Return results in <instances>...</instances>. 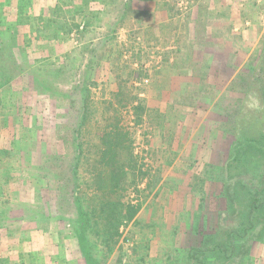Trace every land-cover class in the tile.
I'll return each mask as SVG.
<instances>
[{"label":"rangeland","instance_id":"1","mask_svg":"<svg viewBox=\"0 0 264 264\" xmlns=\"http://www.w3.org/2000/svg\"><path fill=\"white\" fill-rule=\"evenodd\" d=\"M134 1L112 26L122 0H0V29L15 37L3 33L0 46L13 75L0 91V147L27 136L30 169L43 152L73 153L76 116L85 115L80 140L90 144L117 122L140 181L122 199L140 207L111 249L92 236V264H264V153L256 145L238 161L232 143L238 120L237 141L264 144L255 89L244 97L238 83L264 45V0H237L221 18L195 0ZM148 1L157 10L141 7ZM151 16L153 26L139 24ZM88 162L79 181H94ZM15 177L0 192V264H86L55 192L42 191L37 211L35 183Z\"/></svg>","mask_w":264,"mask_h":264},{"label":"trees","instance_id":"2","mask_svg":"<svg viewBox=\"0 0 264 264\" xmlns=\"http://www.w3.org/2000/svg\"><path fill=\"white\" fill-rule=\"evenodd\" d=\"M134 2V0H122L121 11L118 13L117 22L113 23L112 26L120 24L121 21L129 17L128 11L133 8ZM3 19L0 18V24L3 22ZM139 24L141 25V23ZM1 26L3 28V24ZM3 33H8V36H10L9 39L14 41L15 37L13 36L12 28L9 29V26L6 25L4 30L0 29V46L4 41L2 38ZM104 41L105 39L102 43H105ZM3 69L0 60V91L2 86L8 84L13 76L7 75ZM238 83L240 84V89L244 90V97H248V94L255 89L257 105L259 106L260 104L262 108H255L253 113H255L257 119H264V45L262 51L255 57L254 67L251 69V73H248V76L241 79ZM86 86L84 85V89H86ZM244 100L241 99L240 105L233 111L235 121L245 106V103H243ZM140 109H142L140 105L134 107L137 117V111ZM85 118V115H81V117L80 115L76 116L70 137L73 145V153L67 156L69 157V160H66L68 161L67 163L64 160L67 157L48 155L46 152H43L40 159L41 164L31 166L28 169L25 165L28 163L31 165V151L28 150L29 140L24 134L22 136L19 135V138L14 140V143L9 148L0 147V192L2 194L3 186L14 175H16L15 178H19L21 181H33L35 183V192L38 196V202L34 208L41 212V210L43 211L45 209L42 200H46L42 191H49L50 189L54 191L66 212L68 218L65 217V220H67L68 226H70L71 233L77 239L81 251L84 252L83 259L85 263L92 264L91 245L94 244L92 242V236L94 235L98 242L106 245L108 249L116 245L118 237L120 236V227L127 225L134 218L140 207L139 204H132L130 201H125L122 198H125L124 193H128L127 191L129 189H136L140 181H135V176L137 175L133 173L134 165L132 163H134V159H131L133 152L131 151L132 141L129 138L127 130L119 126L116 122L102 131L98 137V141H93L91 144L86 143L80 140V132ZM238 122L237 120L236 133L234 132V138L232 137V143L235 144L234 151L237 152L236 156L238 157V161L240 153L247 154L249 152L248 149L255 148L254 146L256 145L255 150H260L259 152L264 153V144L258 142L256 139L254 140L252 136H250L252 139H249L250 137L248 135H244L243 142L237 141ZM260 125L264 128V120ZM28 134L26 133V135ZM31 143L33 144L32 139ZM83 145L88 146L86 148L88 149L87 152L84 151ZM127 151L128 153H126ZM83 156L89 161L88 165L95 171L93 174L94 181L78 180L79 163ZM11 157L17 159H15L17 161L16 166L10 162H6ZM251 158H254V156ZM255 162H258V164H255L258 167L261 162L260 158L255 157ZM48 172H51V176H55L56 178L55 183H52V185L50 184ZM65 172L70 173L69 179L66 177ZM129 173L133 175L132 181H128ZM61 178L66 180L60 181ZM39 183L40 185L38 187ZM82 184L84 187L81 189ZM85 184L87 185L86 187L92 188L89 193L85 192ZM2 199L4 206L10 204L8 198ZM21 207L25 208L23 202H21ZM255 207L254 202L250 209L255 210ZM7 209L6 206L0 207V210H3L4 213H7ZM37 211H34L32 214L33 217L31 216L34 220L37 217L42 218V214ZM251 218L252 216L250 215L248 217L249 224ZM230 236L231 234H229Z\"/></svg>","mask_w":264,"mask_h":264},{"label":"crops","instance_id":"3","mask_svg":"<svg viewBox=\"0 0 264 264\" xmlns=\"http://www.w3.org/2000/svg\"><path fill=\"white\" fill-rule=\"evenodd\" d=\"M195 1H197L196 4H199V3L203 4L204 3L203 4L204 6L206 5V6H209L210 8H214V9H212V11H214L215 16H218L216 18L224 17L225 11H227L228 9H232V8L235 9L236 4L240 2V1H237V0H195ZM141 7H146L147 11L149 9L150 10L151 9H156L157 10L156 7L153 8L154 7V2L151 3L150 1L145 2V3L143 2V6H141ZM207 9L210 10V12H211V9H209L208 7H207ZM210 18H212V17H209L207 19V21H206L207 25H209V23H210ZM151 21H152V16H151V19H147L146 17L144 19V17H143L141 25L143 27L144 26H153L150 23ZM157 25H158V23H157Z\"/></svg>","mask_w":264,"mask_h":264},{"label":"built area","instance_id":"4","mask_svg":"<svg viewBox=\"0 0 264 264\" xmlns=\"http://www.w3.org/2000/svg\"><path fill=\"white\" fill-rule=\"evenodd\" d=\"M178 6L181 8V9H186V4L184 3V2H180V3H178Z\"/></svg>","mask_w":264,"mask_h":264}]
</instances>
